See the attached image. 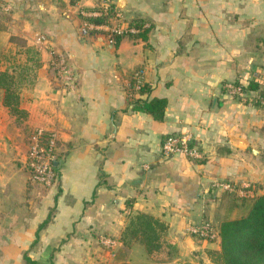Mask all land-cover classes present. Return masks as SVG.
<instances>
[{"label": "crops", "instance_id": "0c3cea01", "mask_svg": "<svg viewBox=\"0 0 264 264\" xmlns=\"http://www.w3.org/2000/svg\"><path fill=\"white\" fill-rule=\"evenodd\" d=\"M108 1L125 23L141 19L145 37L115 45L104 25L91 27L88 12L102 0H0V70L24 69L27 112L16 127L1 95L0 264H24V254L34 264L113 261L135 212L167 224L176 261L212 264L204 250L219 237L191 235L190 245L187 227H219L250 204L216 184L264 192V101L223 86L264 84V0ZM138 83L150 91L138 93ZM131 98L165 99L163 118L131 110ZM36 129L57 136L48 187L32 183L25 164ZM180 132L192 134L201 158L162 155L165 135ZM139 247L122 261L152 264Z\"/></svg>", "mask_w": 264, "mask_h": 264}, {"label": "trees", "instance_id": "16d2710c", "mask_svg": "<svg viewBox=\"0 0 264 264\" xmlns=\"http://www.w3.org/2000/svg\"><path fill=\"white\" fill-rule=\"evenodd\" d=\"M120 10L113 3H109L106 15L90 16L87 20L95 25L116 26L121 20L116 19ZM129 27L136 29L132 33L107 32L110 39L117 45L123 36L145 37L146 29L139 18H132L127 22ZM24 69L19 72L8 69L0 70V89L2 90V105L8 113L14 117L17 123H22L27 112L20 106V89L25 82ZM239 83V82H234ZM150 86L140 84L138 93H148ZM242 92H256L253 96L256 103L264 101V84L249 82L242 85ZM243 93V94H244ZM247 96L244 99L247 100ZM131 110L150 114L154 119L163 118L166 100L163 98H131ZM56 168V167H55ZM242 197V196H241ZM249 208L241 216L224 220L218 227L219 247L207 248L205 255L212 264H264V192L249 198ZM167 224L159 218L145 213L135 212L130 216L122 232V250L114 257L113 261H103L98 264H134L122 261L132 243L138 242L143 245L144 251L153 264H194L190 261H176L177 255L175 244L166 238ZM213 240H208L211 242ZM24 264H34L26 254L23 256Z\"/></svg>", "mask_w": 264, "mask_h": 264}, {"label": "built area", "instance_id": "2783aa9c", "mask_svg": "<svg viewBox=\"0 0 264 264\" xmlns=\"http://www.w3.org/2000/svg\"><path fill=\"white\" fill-rule=\"evenodd\" d=\"M108 0H102L100 8L92 10L89 13L91 16L106 15L109 5ZM119 20L122 19L120 13L116 14ZM105 29L114 33H132L136 29L129 27L122 19L116 26L104 25ZM91 27L98 28L99 25L91 24ZM54 65L60 72H65L64 61L59 58L54 61ZM140 72L138 73V75ZM140 83L137 84L139 88ZM225 90L231 95H243L242 84L234 82H226L223 84ZM161 153L163 156H172L174 154H182L190 160L199 159L202 157V151L195 143L191 133L180 132L170 133L165 135L161 142ZM57 157V136L55 132H45L41 129L34 130L29 136L28 148L25 156V164L28 170V178L32 183L41 186H51L56 177L57 171L55 168V160ZM223 191H237L242 197L252 198L256 196V191L251 184H243L240 187H234L231 182H218L216 184ZM190 235L194 236L198 241L208 242L218 237L217 228L208 221H203L199 224H190L187 227ZM108 244L113 242L108 239Z\"/></svg>", "mask_w": 264, "mask_h": 264}, {"label": "rangeland", "instance_id": "374dc122", "mask_svg": "<svg viewBox=\"0 0 264 264\" xmlns=\"http://www.w3.org/2000/svg\"><path fill=\"white\" fill-rule=\"evenodd\" d=\"M1 95H2V90L0 89V97H1ZM13 117V116H12ZM15 125H16V127H21L20 125H21V123H17L16 121H15ZM1 131H0V135H1ZM23 134L24 135H26V133L25 132H23ZM215 226V225H214ZM216 227V226H215ZM217 228V230H218V226L216 227ZM104 242H106V240H103ZM202 242V241H201ZM103 243V242H102ZM104 245H105V243H103ZM106 244H108L107 242H106ZM137 244L140 246L139 248H142V251H143V253H144V255L148 258V256L146 255V253H145V251H144V247H143V245L142 244H140V243H138L137 242ZM111 245H113V244H111ZM106 246V245H105ZM109 253H111V252H109ZM206 256V255H205ZM207 257V256H206ZM150 261H151V259L150 258H148ZM108 261V260H107ZM152 262V261H151ZM140 263V262H139ZM152 264H153V262H152Z\"/></svg>", "mask_w": 264, "mask_h": 264}, {"label": "water", "instance_id": "95a60500", "mask_svg": "<svg viewBox=\"0 0 264 264\" xmlns=\"http://www.w3.org/2000/svg\"><path fill=\"white\" fill-rule=\"evenodd\" d=\"M82 31L85 32V29H82ZM94 38L99 40V41H106V37L104 35L95 34ZM55 164H56V162H55ZM188 239L191 241V242L188 241L189 244L191 245L193 243L191 235L188 236Z\"/></svg>", "mask_w": 264, "mask_h": 264}]
</instances>
